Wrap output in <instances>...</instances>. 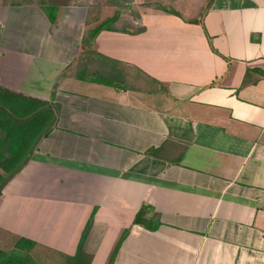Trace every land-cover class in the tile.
<instances>
[{
    "label": "crops",
    "instance_id": "obj_1",
    "mask_svg": "<svg viewBox=\"0 0 264 264\" xmlns=\"http://www.w3.org/2000/svg\"><path fill=\"white\" fill-rule=\"evenodd\" d=\"M68 1H0V87L56 114L0 261L264 264V0Z\"/></svg>",
    "mask_w": 264,
    "mask_h": 264
},
{
    "label": "trees",
    "instance_id": "obj_2",
    "mask_svg": "<svg viewBox=\"0 0 264 264\" xmlns=\"http://www.w3.org/2000/svg\"><path fill=\"white\" fill-rule=\"evenodd\" d=\"M60 2L56 0V3ZM117 18L115 14L105 19L88 33L83 44L89 45L99 31L111 28ZM55 121L56 114L46 101L0 87V169L4 173V176L0 174V193L25 164L37 142L50 133ZM142 216L143 210H140L136 214L135 223L141 222ZM0 264L22 262L8 259L0 261Z\"/></svg>",
    "mask_w": 264,
    "mask_h": 264
},
{
    "label": "rangeland",
    "instance_id": "obj_3",
    "mask_svg": "<svg viewBox=\"0 0 264 264\" xmlns=\"http://www.w3.org/2000/svg\"><path fill=\"white\" fill-rule=\"evenodd\" d=\"M0 1H3V0H0ZM5 1V3H7L8 5L9 4H17V3H28V4H30V3H32V2H40V0H4ZM44 1V3H46L45 5L46 6H44V10H46L45 9V7H47V6H49V3H50V0H43ZM60 1V0H59ZM81 0H74V2L75 3H73L74 5H79V2H80ZM69 1L67 0V3H68ZM77 2V3H76ZM43 4V3H42ZM41 4V5H42ZM128 8V6H120L119 7V10L120 11H122V12H124V11H126V9ZM0 174L2 175V176H4V173L1 171V169H0Z\"/></svg>",
    "mask_w": 264,
    "mask_h": 264
}]
</instances>
